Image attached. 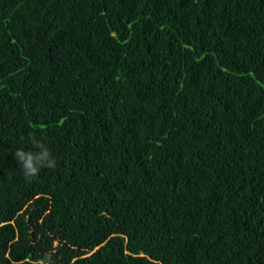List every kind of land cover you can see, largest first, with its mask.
Here are the masks:
<instances>
[{"label": "trees", "instance_id": "1", "mask_svg": "<svg viewBox=\"0 0 264 264\" xmlns=\"http://www.w3.org/2000/svg\"><path fill=\"white\" fill-rule=\"evenodd\" d=\"M42 261L264 264V0H0V264Z\"/></svg>", "mask_w": 264, "mask_h": 264}, {"label": "clouds", "instance_id": "2", "mask_svg": "<svg viewBox=\"0 0 264 264\" xmlns=\"http://www.w3.org/2000/svg\"><path fill=\"white\" fill-rule=\"evenodd\" d=\"M28 139L31 146L37 151L17 149L14 152V159L20 164L25 180L31 182L39 176L41 169H54L57 161L46 145L38 140L34 134L30 133ZM41 264L44 262L42 261Z\"/></svg>", "mask_w": 264, "mask_h": 264}]
</instances>
